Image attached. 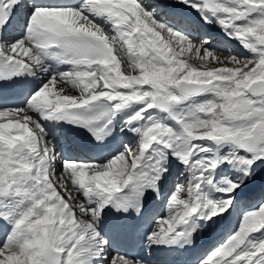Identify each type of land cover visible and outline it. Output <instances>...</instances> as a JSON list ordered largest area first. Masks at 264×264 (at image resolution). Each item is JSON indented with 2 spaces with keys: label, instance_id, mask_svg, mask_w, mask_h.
I'll use <instances>...</instances> for the list:
<instances>
[{
  "label": "snow or ice",
  "instance_id": "obj_1",
  "mask_svg": "<svg viewBox=\"0 0 264 264\" xmlns=\"http://www.w3.org/2000/svg\"><path fill=\"white\" fill-rule=\"evenodd\" d=\"M212 24L244 53L212 43ZM25 75L46 78L0 106V264H146L105 227L109 213L143 215L146 194L166 196L146 247L218 228L197 264H264V190L244 191L264 171V0H0V82ZM124 112L132 138L101 160H65L42 123L103 140Z\"/></svg>",
  "mask_w": 264,
  "mask_h": 264
},
{
  "label": "bare ground",
  "instance_id": "obj_2",
  "mask_svg": "<svg viewBox=\"0 0 264 264\" xmlns=\"http://www.w3.org/2000/svg\"><path fill=\"white\" fill-rule=\"evenodd\" d=\"M28 6L31 7V4L33 3V0H27ZM26 22L25 17V10H21L19 14L15 17L14 20L11 21L10 26H6V33L5 35L9 39H15L18 38L22 34L23 26ZM203 29L210 34V40L212 43H223L225 46H231V48L235 47L236 51H239L241 53H244V50L241 48L238 42L235 40H229L227 36L220 30L218 26L215 24L212 25H203ZM230 42V43H229ZM234 49V48H233ZM193 63L199 64L200 62L198 60H193ZM46 78L45 76L38 77V80L36 81V85L40 82L41 79ZM58 87H65V93L66 94H77L74 89H71L70 87H66L64 85H60ZM125 112L123 113V115ZM125 116V115H124ZM118 121H121L119 115H117L116 123H117V129L118 131V139L115 141V146L113 149H116L119 145L120 141L122 139H131L132 134L124 133L120 131V127L118 124ZM44 127L48 133V139L51 140L55 147L56 151L63 157L65 160H88L84 153L81 152L78 147L74 143H69L62 138L59 137V133L64 130V128L70 124L64 121H43ZM170 160V172L171 174L168 176V180L165 182V189L168 185L171 184L173 181L176 171H177V161L169 158ZM62 165V167H61ZM57 169H60L59 173L57 171V176L59 177L63 171V161H57L56 164ZM261 190H264V171H261L256 179L252 181L248 187L244 190L246 194L252 195L260 192ZM161 203L157 204L152 212L149 214L148 218V224L150 225V220L154 222L153 218L158 217L159 215H163V209L166 205V196H162L158 198ZM237 222V217L234 215L232 217V223L235 224ZM105 227H107V223L105 221ZM195 243L194 246L187 247L186 250L178 249L177 246H171V247H165V246H158V250L161 251V253H158L155 255L156 264H167L166 262H161L160 260L163 259V261H167L165 258L166 255L173 254L176 261L170 264H197V257L202 253V251L205 249V247L213 242V241H220L224 238L223 233L218 228H213L210 230H205L203 232H200L199 234H195ZM217 243V242H216ZM155 245H153L151 248L146 247V251H150ZM112 248L114 250H118L121 252H124L121 247L118 245L112 244ZM144 260L146 264H151L147 257H144Z\"/></svg>",
  "mask_w": 264,
  "mask_h": 264
},
{
  "label": "rangeland",
  "instance_id": "obj_3",
  "mask_svg": "<svg viewBox=\"0 0 264 264\" xmlns=\"http://www.w3.org/2000/svg\"><path fill=\"white\" fill-rule=\"evenodd\" d=\"M229 43H230V42H229ZM235 47H236V46H234V47H233V48H234V50H235ZM233 48H231V49H233ZM61 167H62V166H61ZM57 171H59V170H57ZM58 173H59V172H58ZM206 252H207V251H206ZM206 252H205V253H206ZM203 254H204V253H203Z\"/></svg>",
  "mask_w": 264,
  "mask_h": 264
}]
</instances>
